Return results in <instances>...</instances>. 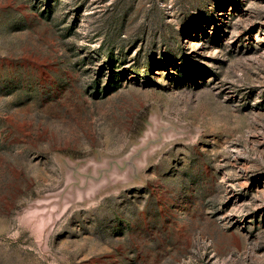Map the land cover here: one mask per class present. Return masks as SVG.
Returning a JSON list of instances; mask_svg holds the SVG:
<instances>
[{
  "label": "rangeland",
  "instance_id": "1",
  "mask_svg": "<svg viewBox=\"0 0 264 264\" xmlns=\"http://www.w3.org/2000/svg\"><path fill=\"white\" fill-rule=\"evenodd\" d=\"M0 264H264V0H0Z\"/></svg>",
  "mask_w": 264,
  "mask_h": 264
}]
</instances>
